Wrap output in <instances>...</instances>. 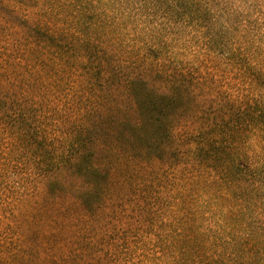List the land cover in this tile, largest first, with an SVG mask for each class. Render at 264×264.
I'll return each mask as SVG.
<instances>
[{
  "label": "rangeland",
  "instance_id": "obj_1",
  "mask_svg": "<svg viewBox=\"0 0 264 264\" xmlns=\"http://www.w3.org/2000/svg\"><path fill=\"white\" fill-rule=\"evenodd\" d=\"M168 1L0 0V264H169L179 254L170 243L187 241L168 236L211 224L216 203L230 198L191 156L198 132L219 135L215 146L240 164L262 152L247 118L264 102V0ZM139 79L158 94L174 84L187 94L174 143L150 155L131 127L128 86ZM44 145L52 158L94 150L107 177L87 197L91 209L70 169L53 182L32 172ZM8 159L36 180L8 183ZM23 236L56 250L17 256Z\"/></svg>",
  "mask_w": 264,
  "mask_h": 264
},
{
  "label": "trees",
  "instance_id": "obj_2",
  "mask_svg": "<svg viewBox=\"0 0 264 264\" xmlns=\"http://www.w3.org/2000/svg\"><path fill=\"white\" fill-rule=\"evenodd\" d=\"M180 1L182 0H170L167 3L170 2L178 9L177 3ZM171 89L167 94H158L140 79L132 80L128 86L137 112L136 123L131 126L133 137L140 143L139 150L145 155H150V152L157 153L158 143L173 144L175 141L173 115L186 102L187 94L176 84ZM188 95L193 97V92ZM255 105L259 108L252 109L247 122H250L248 125L251 132L258 131L259 138L263 139L264 102L261 99ZM5 111L8 112V109ZM27 121L13 122L11 128L14 131L21 130ZM210 131L201 130L191 141L194 145L191 156L193 160L207 164L228 191L230 198L223 203H216L211 224L203 227L191 224V229L182 227L180 235L172 233L168 236L170 240L187 241L170 243V247L179 254L169 264H264V148L260 153L252 151L248 164H240L236 161L240 156H234L227 148H219L217 144L215 146L213 142L219 135H211L213 132ZM32 136L40 140L49 139L42 132ZM82 142L80 138H76L75 145ZM50 150L48 145L39 148L40 155L37 156L41 161L38 166L31 167L32 172L39 170L40 179L53 182L66 169H70L74 176L83 181L81 187L75 189V196L82 206L91 209L93 205L86 206L87 197L94 190L100 193L105 189L107 177L95 163L94 150H74L70 155L66 151L57 150L59 158H52ZM62 156L68 157L67 160L62 162ZM5 162L10 166V171L4 176L8 183L17 181L20 184L24 177L31 176L30 173L22 171L24 168L21 163L17 164L9 159ZM14 169V173H11ZM57 195L59 196L56 194V197ZM217 205L221 206L218 208ZM22 238L25 252L16 251L17 256L38 259L37 250L43 251L44 247L56 250L49 240L39 242L27 236Z\"/></svg>",
  "mask_w": 264,
  "mask_h": 264
}]
</instances>
